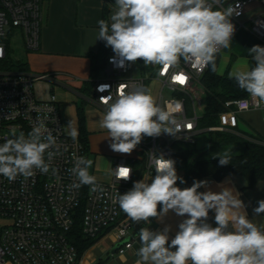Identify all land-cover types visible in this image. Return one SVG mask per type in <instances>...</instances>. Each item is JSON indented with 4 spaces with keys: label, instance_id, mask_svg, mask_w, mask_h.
Listing matches in <instances>:
<instances>
[{
    "label": "clouds",
    "instance_id": "obj_1",
    "mask_svg": "<svg viewBox=\"0 0 264 264\" xmlns=\"http://www.w3.org/2000/svg\"><path fill=\"white\" fill-rule=\"evenodd\" d=\"M110 9V22L98 21L97 38L114 52L110 62L125 67L142 60L144 66H158L161 72L181 62L216 72L217 57L230 47L236 31L231 18L242 14L238 2L228 4L227 0H115ZM248 55L253 66L229 72V79L248 94L253 107L260 108L264 104V47L254 45ZM101 100L106 107L100 126L107 130L114 152L131 154L144 137L167 134L179 139L185 130L144 86ZM46 119L38 117L27 134L15 127L10 129V136L0 143V176L14 182L17 177H33L37 170L57 174L51 161L61 154L60 146ZM67 127L68 135L75 140L77 131L71 122ZM150 153L155 175L143 174L124 194L117 190L112 202L137 224H150L152 218L163 223L170 211L183 219L171 237V225L161 230L142 227L136 233L141 245L137 264H264V223L257 224L248 217L247 205L235 187L224 182L217 185L219 191H214L212 182L206 179H194L190 187H178L177 181H186L178 176L176 161L163 153ZM212 158L218 159L219 166L229 165L232 149L213 153ZM73 160L69 171L76 179L71 187L88 185L93 192L102 190L89 172L93 161L75 154ZM131 173L132 168L120 165L110 174L119 182L128 181ZM257 204L254 217L264 214V199ZM210 212L215 213V226L208 222ZM71 260L69 256V264Z\"/></svg>",
    "mask_w": 264,
    "mask_h": 264
},
{
    "label": "built area",
    "instance_id": "obj_2",
    "mask_svg": "<svg viewBox=\"0 0 264 264\" xmlns=\"http://www.w3.org/2000/svg\"><path fill=\"white\" fill-rule=\"evenodd\" d=\"M253 1L227 0V3L241 5L242 14L231 18L236 31L247 29L256 37L258 45L264 47V9L246 17L248 5ZM43 2L0 0V143L10 136L11 128L27 134L38 117L47 118L46 126L53 130L61 152L51 161V167L57 170L56 175L51 170L48 174L37 170L33 177L27 180L17 177L14 182L0 176V264H69V256L72 257L71 264H78L80 260L73 233L80 216L84 236L96 238L102 232L111 234L116 243L124 242L117 250L123 254L138 239L136 233L142 228L143 221L139 224L132 222L118 204H113L112 197L117 190L121 194L130 190L143 174L151 172L155 175L154 167L150 166V152L163 153L166 158L176 161L177 151L184 145L196 143V136L204 131L199 128L202 116L198 110L207 106L204 104L206 88L203 84L207 68L201 71L181 62L178 67L161 72L158 66L146 67L139 60L141 75L134 77L133 63L117 67L110 62L115 54L109 47L103 68L105 76L93 79L94 102L105 110L101 97L106 98L109 94L115 97L120 91L144 86L185 130L179 139L167 134L144 137L134 149L138 156L118 158L113 168L120 165L132 168L128 181L117 182L112 175L109 181L96 180L102 190L93 192L88 185L71 187L76 179L69 171L74 166L73 155L87 159L88 156L79 136L73 140L66 132L57 95L52 93L41 99L36 94V84L52 79V74L10 70L3 66L9 54L8 40L12 28L20 29L28 50L40 49ZM260 2L264 7V0ZM178 76L184 78L183 83L176 79ZM224 106L217 116L218 123L207 130L240 134L239 115L247 111H261L264 120V104L260 108L253 107L248 95L228 100ZM7 116L9 118L5 119ZM175 167L177 170V162Z\"/></svg>",
    "mask_w": 264,
    "mask_h": 264
},
{
    "label": "crops",
    "instance_id": "obj_3",
    "mask_svg": "<svg viewBox=\"0 0 264 264\" xmlns=\"http://www.w3.org/2000/svg\"><path fill=\"white\" fill-rule=\"evenodd\" d=\"M71 1L73 2V0H46L45 6L47 12L42 28L41 46L36 52L29 53L28 68L25 71L30 72L31 69L29 66L33 65L38 70L35 71L37 73L52 74V79L39 81V84H36V94L41 99L48 98L52 93L57 95L67 133L70 131L67 126L71 122L72 128L77 131V136H79L80 123L78 112L79 107L82 106L88 136L93 134L107 135V130L100 126V121L105 110L98 106L92 99L93 84L90 86L87 82L99 77V73L97 76H94L93 65L99 61V58L105 60V56L103 55H105L106 48L109 49L105 46L104 41L97 40V38L99 33L98 21L103 19L110 22L111 12H109L108 3L111 0H74L78 3L76 11H71L68 8L69 2ZM260 12L262 10L254 13L247 8L246 17L249 18ZM72 29L76 32L75 39L68 36H60L63 32L68 34L72 33ZM254 45H258V41L252 33L245 28L237 29L232 37L230 47L222 50L218 55L219 61L223 56L228 61V69L227 71L223 70L220 72L217 69L218 73H227L229 75L231 68L244 69L250 67L248 49ZM246 61H248L249 66L246 65ZM82 82H85L84 87H81ZM250 113L252 111L240 113L238 128L240 134L236 135L243 140H251L250 138L254 136L258 142H264L262 141L264 140L263 137L255 130L256 127L252 128L244 117L250 115ZM261 122L264 123L263 118ZM260 137H262V140H260ZM109 145L110 143L106 146L105 153L100 155L90 153L88 156V159L93 161L89 172L99 181H109L111 179L112 175L110 173L118 158H129L124 157L122 153L112 151ZM205 179L212 182L210 187L214 191H219L217 185L224 182H228V187H235L241 193L240 198L247 205L246 211L248 217L253 219L257 224L264 223V214L254 217L253 213V209L258 206L257 201H259L258 193L255 192L258 189L262 190L264 188V179L252 187L249 186L245 176L237 173L228 175L222 179L207 176L197 180ZM178 185H180L179 181H177ZM204 190L201 189V191ZM246 191H248L249 195L248 201L245 196ZM214 215V212H210L208 221L213 226H215ZM182 219L183 217H179L170 211L163 223L156 218H152L151 223L145 227H149L150 230H161L166 224L171 225V237L178 231V224ZM94 240L92 245L83 253L80 259L81 264H95L99 260L106 258L112 248L117 244L113 235L105 232L99 234ZM140 246L138 238L134 241L131 248L127 249L123 254L116 252L106 264H137V260L139 259L137 252Z\"/></svg>",
    "mask_w": 264,
    "mask_h": 264
},
{
    "label": "trees",
    "instance_id": "obj_4",
    "mask_svg": "<svg viewBox=\"0 0 264 264\" xmlns=\"http://www.w3.org/2000/svg\"><path fill=\"white\" fill-rule=\"evenodd\" d=\"M109 48V47H108ZM108 50H105V60L99 58V61L94 63V76H97L100 69L105 67L106 56ZM95 59V58H94ZM219 56L216 64L218 69ZM3 66H15L19 70H27V63L19 61L17 64L11 61L10 56L3 61ZM253 66L250 57V67ZM90 86L93 80L87 82ZM203 84L206 88L207 106L206 114L201 118V122L206 126H214L218 123V114L225 109L224 103L228 100L245 97L248 94L239 89L235 80L229 79V75L219 74L218 71L212 72L209 69L203 77ZM79 123L80 134L79 138L82 141L86 152L89 150L88 133L85 127V117L83 107H79ZM239 137L231 133V137ZM240 138V137H239ZM256 139L254 136L252 137ZM242 139V138H241ZM243 140V139H242ZM244 149L241 153L233 154V159L229 165L219 166L218 159L207 158V154L214 147L210 146L208 149L199 151L195 148L186 147L179 150L176 155L177 169L184 170L183 178L185 181L200 179L207 176H212L216 179H222L231 174H242L248 181L250 187L257 184L264 179V144L254 140H243ZM145 223L141 224L144 227ZM75 244L78 250V260L81 259L85 250L92 245L96 238H88L83 235L81 231V216L78 217L74 229Z\"/></svg>",
    "mask_w": 264,
    "mask_h": 264
},
{
    "label": "rangeland",
    "instance_id": "obj_5",
    "mask_svg": "<svg viewBox=\"0 0 264 264\" xmlns=\"http://www.w3.org/2000/svg\"><path fill=\"white\" fill-rule=\"evenodd\" d=\"M45 2L46 0H44L43 2V19H42V25H41V34H42V28L44 26V21L46 18V6H45ZM115 2V0H111L108 3V8L110 9V5L113 4ZM78 3L76 1L73 0V2H69L68 8L73 11V10H77ZM249 10H251L252 12H258L259 10H263L264 7L261 5L260 0H255L253 2H251L248 5ZM66 10V9H65ZM111 12V9L110 11ZM71 17V16H70ZM72 18V17H71ZM69 18V19H71ZM72 28H74V26H72ZM61 33V32H60ZM59 33V34H60ZM75 31L74 29H72V33L68 34V33H64L60 34V36H68V37H72L73 39H75L76 35H75ZM42 40V38H41ZM9 56L11 61H13L14 63H18L19 61L21 62H25L28 63L29 58L28 55L30 52H36V51H32V50H28L24 44L23 41V37H22V33L20 31L19 28H12V33L9 35ZM219 66H218V71H227L228 69V61H226L224 59V56L221 57V60L219 61ZM246 65L249 66L248 61H246ZM29 68L31 69V73H37L35 71L36 68H34V66H29ZM133 73L132 75L134 77H139L141 75V63L140 61H137L136 63H133ZM10 70H17L18 68L15 66H9ZM237 69H230V72L235 71ZM100 78L105 76V72L103 71V69H100L99 71V75ZM39 84V83H38ZM37 84V85H38ZM85 86V82L81 83V87ZM38 87V86H37ZM38 90V88H37ZM38 93V91H37ZM204 104H207V96L204 97ZM198 113L200 116H204L206 114V108L202 107L199 108ZM245 119L248 121L249 125L253 127H256L255 130L263 137L264 139V123L261 122L262 119V113L261 111H252V113H250V115L248 116H244ZM208 127L210 126H206L204 125L201 120L199 121V128L200 129H204L203 132L199 133L196 136V143L194 144H189V145H184L183 148L186 147H191V148H195L197 150H205L208 149L209 146L214 147L212 150H210L207 154H205V157L207 158H212V154L213 153H217L220 152L224 149H232L233 154H238L241 153L244 149V143L243 140L239 137H231V133L229 132H216V131H209L207 130ZM259 127V128H257ZM262 137H260L262 140ZM264 141V140H262ZM88 142H89V150L87 151V156H89L90 153H94L96 155H100L105 153L106 151V146L108 145V143H110V140L107 138V135H89L88 136ZM182 148V149H183ZM178 152V151H177ZM123 155V154H122ZM138 156V153L133 150L131 154H124V157H131L134 158ZM177 174L178 176H184L185 172L184 170H178L177 169ZM194 180V179H193ZM193 180H189L187 181L184 185L185 187H190L192 185ZM197 180V179H196ZM255 193H258L259 196V200L264 199V188L258 189V191H256ZM246 200L248 201L249 199V195H248V191H246ZM78 264H81L80 262Z\"/></svg>",
    "mask_w": 264,
    "mask_h": 264
},
{
    "label": "water",
    "instance_id": "obj_6",
    "mask_svg": "<svg viewBox=\"0 0 264 264\" xmlns=\"http://www.w3.org/2000/svg\"><path fill=\"white\" fill-rule=\"evenodd\" d=\"M178 187L184 188V184H180V185H178ZM123 243H124L123 241L117 243V244L112 248V250L110 251V254H109L106 258H104V259H102V260H99V261L96 262L95 264H106V263L112 258V256L116 254L118 248H119L120 246H122Z\"/></svg>",
    "mask_w": 264,
    "mask_h": 264
},
{
    "label": "snow or ice",
    "instance_id": "obj_7",
    "mask_svg": "<svg viewBox=\"0 0 264 264\" xmlns=\"http://www.w3.org/2000/svg\"><path fill=\"white\" fill-rule=\"evenodd\" d=\"M176 79L179 80L181 83L184 82V78L182 76H178V77H176Z\"/></svg>",
    "mask_w": 264,
    "mask_h": 264
}]
</instances>
